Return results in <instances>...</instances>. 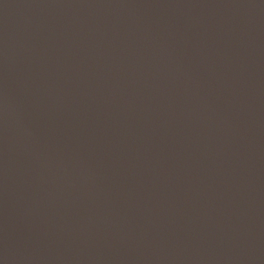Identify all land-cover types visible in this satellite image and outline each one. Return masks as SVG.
<instances>
[{
	"label": "water",
	"instance_id": "obj_1",
	"mask_svg": "<svg viewBox=\"0 0 264 264\" xmlns=\"http://www.w3.org/2000/svg\"><path fill=\"white\" fill-rule=\"evenodd\" d=\"M0 264H264V0H0Z\"/></svg>",
	"mask_w": 264,
	"mask_h": 264
}]
</instances>
